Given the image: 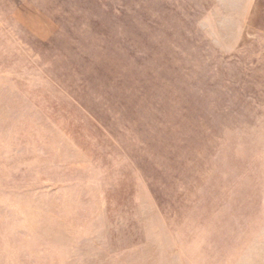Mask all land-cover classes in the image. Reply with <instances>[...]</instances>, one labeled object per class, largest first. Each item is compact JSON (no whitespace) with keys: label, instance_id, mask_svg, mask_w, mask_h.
<instances>
[{"label":"rangeland","instance_id":"1","mask_svg":"<svg viewBox=\"0 0 264 264\" xmlns=\"http://www.w3.org/2000/svg\"><path fill=\"white\" fill-rule=\"evenodd\" d=\"M0 264H264V0H0Z\"/></svg>","mask_w":264,"mask_h":264},{"label":"crops","instance_id":"2","mask_svg":"<svg viewBox=\"0 0 264 264\" xmlns=\"http://www.w3.org/2000/svg\"><path fill=\"white\" fill-rule=\"evenodd\" d=\"M21 21L28 24L30 19L24 18V14L20 16ZM22 32L36 44L50 58L53 63L71 75H78L89 64V57L83 49L63 35L60 29L53 26L52 30L38 31L31 25H19ZM43 35V36H42ZM41 37L44 41H41Z\"/></svg>","mask_w":264,"mask_h":264}]
</instances>
